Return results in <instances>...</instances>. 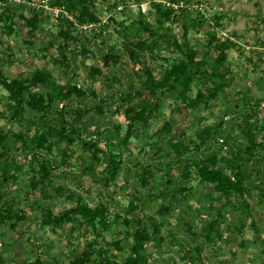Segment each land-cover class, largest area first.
<instances>
[{"label": "rangeland", "instance_id": "obj_1", "mask_svg": "<svg viewBox=\"0 0 264 264\" xmlns=\"http://www.w3.org/2000/svg\"><path fill=\"white\" fill-rule=\"evenodd\" d=\"M92 1L99 21L71 28L72 38L67 41L59 30L67 27L64 20H72L73 15L62 6L52 5V0L26 2L24 14H38L34 31L17 15L11 24V34L5 33L4 27L10 21L0 22L2 74L10 79L29 78L36 70H46L60 84H75L84 93L81 98L73 97L59 104L68 110L64 113L66 118L74 120L70 108L84 104L91 107L103 100V115L91 107L82 120L94 132L104 124L112 130L118 127V139L127 126L123 112L127 102H122L119 94L134 95L138 90L141 66L156 75L180 59L182 55L173 41L187 44L196 50L198 58H207V64H211L214 61L209 59L208 51L215 42L228 39L227 59L218 66L224 71L228 65L230 73L226 77L231 79L214 98L185 114L177 110L171 92L153 98L160 103L156 114L149 116L147 127L136 130L128 143L119 147L121 162L113 179H109L105 169L106 159L100 157L94 163L81 144L59 143L50 149L33 147L29 137L36 133L39 114L27 110L21 119L12 118L7 92L0 85V130L7 134L4 143H0V152L8 149L0 164L8 161L12 173L11 159L22 167L14 173L17 179L3 183L0 192L25 212V219L14 228L10 226L13 220L0 225V250L7 259L4 264H32L37 256L43 264H67L92 239L97 242L92 248L110 243L108 257L120 264L131 243L126 231L134 228L137 219L156 221L160 228V240L146 244L150 254L148 264H217L221 260L228 264H264V198L259 191L260 182L264 181V158L254 157L249 162L248 167L253 170L250 178L256 185H250V192L242 196L220 195L200 182L194 173L182 175L184 162H197L211 153H219V146L212 142L199 146L194 143L200 142L197 135L202 128L215 130L221 120L230 150L235 151L237 145L244 147L247 142L242 134L246 115L250 116L256 142L264 144V129L257 128L264 125V110L257 106L264 107V0ZM1 4L0 12L5 9ZM157 5L163 9L173 6L169 18L162 15L163 10ZM10 9L17 13L22 10L16 5ZM139 20L149 30L138 29ZM138 39L146 43L135 47L133 42ZM153 39L157 45L151 50ZM129 49L134 51V57ZM106 52L116 54L117 61L104 65L102 56ZM205 82L197 78L188 95L194 97L198 90L206 94ZM116 108L120 110L115 111ZM52 116L54 110L47 119ZM32 119L36 123L31 124ZM166 122L171 125L168 131L162 129ZM19 132L24 133L28 147L12 138V133ZM109 134L103 131L100 138L106 139ZM170 140L190 144L191 150L176 156L169 149ZM99 143L102 145L103 141ZM263 153L261 149L258 151L260 156ZM32 155L36 158L32 159ZM40 163L47 167L49 184L32 190V169L38 170ZM179 188L184 190L179 192ZM78 199L90 205L99 200L107 204L110 222L100 236L95 238L84 226L72 230V223L54 231L40 223L42 209L49 207L58 214L74 206ZM129 201L136 206L132 210ZM161 205H169V212L161 210ZM219 213V234L213 233L208 239L209 222ZM117 241L121 249L112 245ZM197 247L201 250L197 251Z\"/></svg>", "mask_w": 264, "mask_h": 264}, {"label": "trees", "instance_id": "obj_2", "mask_svg": "<svg viewBox=\"0 0 264 264\" xmlns=\"http://www.w3.org/2000/svg\"><path fill=\"white\" fill-rule=\"evenodd\" d=\"M31 0H21L16 3L11 0H0L2 6L5 9L0 12V22L9 20V24H5V33L11 34L13 32L12 22L15 15L19 19L24 20L30 27V31H34L37 27L38 14L32 13L31 16L24 14L26 2ZM52 5L62 6L68 13L73 15L72 20L65 19L64 23L67 27L59 30L60 35L64 40L71 39V28L76 29L79 25L94 24L99 21L98 15L93 8L92 0H52ZM21 6V12L17 13L11 11L13 6ZM173 6H167L163 9L161 5H157V8L162 11V15L169 18L172 13ZM138 29L149 30L146 23L142 20L138 21ZM155 34V32H151ZM159 36V35H158ZM161 37V35H160ZM146 43L145 40H136L133 42L135 47H141ZM177 50L181 53L182 57L176 61H173L170 65L165 67L162 71L156 75L153 74L148 68L141 66L142 72L138 75L141 81V86L132 95L131 93L119 94V98L122 102H127L124 115L127 120V126L124 135L118 139L119 132L118 127L114 130L110 129L105 124L102 128L94 132L91 128L83 122L82 117L91 111V107H96L97 113L103 115L104 101L99 99L98 104L88 107L84 104L83 107L70 108L69 110L74 114V120H69L65 116L66 107H60L59 104L65 100L72 99L73 97L81 98L83 91L77 88L75 84L64 83L60 84L48 71L36 70L29 78H6L0 69V85L7 92L6 99L8 100V108L11 110L12 118L21 117L29 110L33 115L39 114L37 122L39 126L36 128V133L30 136V143L35 148L48 147L49 149L53 144L64 143L70 146L74 143L81 144L90 153L94 163L98 162L100 157L106 159L105 169L109 173V179H113L116 175L117 169L121 162L120 146H124L128 143L129 138L136 130H141L149 125V116L155 115L160 105L159 100H153L158 94L164 92H171L173 94L175 105L177 110H183L185 114L188 109L196 108L201 102L207 103L208 100L214 98L216 94L223 90L228 85L231 78H227L226 75L230 73V68L227 65L224 71L219 70V66L226 59V49L229 47V40L224 39L217 41L213 44V48L208 51L210 53L209 59L214 62L207 64V58H198L196 50L189 47L187 44L177 43L173 41ZM157 45V40L153 39L149 48L152 50ZM215 50V51H214ZM215 53V54H214ZM129 54L134 57V51L129 49ZM208 55V54H207ZM104 65L115 63L117 56L113 52H106L102 56ZM95 72L100 73V70L95 68ZM199 78L208 84L206 87V94L201 90L196 92L194 97L188 95L195 80ZM206 96V97H205ZM141 99V103L136 101ZM259 109H263L262 104H257ZM252 108V106H251ZM54 110V115L51 119H47L48 113ZM120 108H116L115 111H119ZM68 111V110H67ZM66 111V112H67ZM261 111H259L260 114ZM262 113V112H261ZM51 121V122H50ZM250 116L243 117L244 128H242V134L247 140L244 147L237 145L235 151L230 150L227 147L228 134H225L222 127V120L216 125L215 130H209L208 128H202L197 135L199 143H194L195 146L205 144L206 142H212L213 145L219 146L218 152L211 153L204 159L197 162H184V172L182 175L188 177L190 173L198 178V180L206 185H209L212 190L220 195L242 196L250 192V185H256L252 182L250 176L252 169L248 167L249 162L256 157L258 160L264 158V153L261 156L258 151L261 149L264 151V144L256 142L253 132L250 127ZM36 123L32 119L31 124ZM100 125V124H99ZM97 125V126H99ZM170 124L165 123L162 126L164 130H170ZM263 127L259 125L257 128ZM103 131H109L110 134L106 139H101L100 135ZM24 133H12L13 139H18L22 142V145L26 148V138ZM7 134L0 130V143L3 144ZM218 138H222L223 144L227 148H223V144L219 143ZM100 141L103 144L100 145ZM207 144V143H206ZM205 144V145H206ZM209 144V143H208ZM169 149L176 156H181L191 150L190 144H184L180 140L168 141ZM226 149V150H224ZM8 151L4 148L3 152H0V160L3 159L4 154ZM220 152L225 154L220 155ZM32 159L36 158V155H32ZM4 161V160H3ZM9 163L4 161L0 164V189L3 183L9 180H16L17 174L21 170V165L17 164L15 159H11L10 166L14 169V172H9ZM89 167L86 166V170ZM30 180V188L32 190L43 188L49 184L47 181L49 172L47 167L40 163L38 170H34ZM146 172V170L144 171ZM107 180L105 184H107ZM145 183V178L142 177ZM169 183H172L170 179H167ZM259 191L264 198V181L260 182ZM179 192H182L184 188H179ZM163 196V195H161ZM171 201V200H170ZM130 210L136 206L133 201H129ZM161 210L166 213L169 212V205H161ZM24 210L16 208L14 201L8 202L4 198V194L0 192V225L6 224L8 221L13 220L10 223L11 227H15L19 221L25 219ZM108 206L101 200L95 202L93 205L78 199L74 206L66 208L64 211L54 214L49 207L42 209V217L40 223L49 227L51 230L63 227L66 223H72V230L85 227L86 231L89 230L92 234L100 236L103 230H106L110 222L108 218ZM218 217L212 219L207 227V238L213 233H218L217 229ZM117 218V214L114 215ZM126 235L131 237V243L129 244L128 254L121 261L120 264H148L150 254L147 251L146 244L152 241L160 240V228L156 221L144 222L141 219L135 221V226L132 230L126 231ZM97 243L95 239H92L87 248L77 255H73L67 264H116L108 257L110 243L99 244L97 248H92V245ZM115 249H121L119 242H114ZM200 247H197V251H200ZM7 262L6 256L0 250V264ZM32 264H43L41 258L37 256ZM217 264H228L221 260Z\"/></svg>", "mask_w": 264, "mask_h": 264}, {"label": "built area", "instance_id": "obj_3", "mask_svg": "<svg viewBox=\"0 0 264 264\" xmlns=\"http://www.w3.org/2000/svg\"><path fill=\"white\" fill-rule=\"evenodd\" d=\"M21 0H18L17 2H20ZM143 11V10H142ZM224 119H228V115L224 116ZM219 143L223 144L222 138H218ZM223 148H226V146L223 144Z\"/></svg>", "mask_w": 264, "mask_h": 264}]
</instances>
